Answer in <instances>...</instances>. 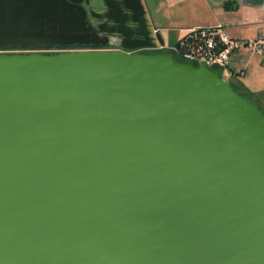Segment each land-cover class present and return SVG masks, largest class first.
I'll return each mask as SVG.
<instances>
[{"label": "water", "instance_id": "water-1", "mask_svg": "<svg viewBox=\"0 0 264 264\" xmlns=\"http://www.w3.org/2000/svg\"><path fill=\"white\" fill-rule=\"evenodd\" d=\"M99 39L80 0H0V51ZM0 264H264V113L170 53H0Z\"/></svg>", "mask_w": 264, "mask_h": 264}, {"label": "crops", "instance_id": "crops-1", "mask_svg": "<svg viewBox=\"0 0 264 264\" xmlns=\"http://www.w3.org/2000/svg\"><path fill=\"white\" fill-rule=\"evenodd\" d=\"M140 3L147 29L157 44L158 40L163 42L162 47L167 41L174 47L188 31L197 28L222 25L229 37L239 42L253 40L264 31V0H140ZM244 50L247 49L239 48L231 54L229 67L244 63L241 60ZM239 88L264 109L263 102L252 91Z\"/></svg>", "mask_w": 264, "mask_h": 264}, {"label": "flooded vegetation", "instance_id": "flooded-vegetation-1", "mask_svg": "<svg viewBox=\"0 0 264 264\" xmlns=\"http://www.w3.org/2000/svg\"><path fill=\"white\" fill-rule=\"evenodd\" d=\"M114 1L117 3V7L120 9L121 13H123V17L121 18L115 14V10L113 8L103 7L102 13H95L90 9L89 11L85 9L87 12L88 24L92 27V31L100 36L98 44H74L70 46L29 48L27 50H21L19 47H14L13 49H6L2 51L4 53H31L34 52V50L39 49H52L56 53H59L72 51H122L126 48L130 49L132 53L153 54L155 51L154 48L143 46L145 39L139 35V29L141 26L137 22L133 21V13L125 7V1ZM80 2L85 8L84 4L88 2V0H80Z\"/></svg>", "mask_w": 264, "mask_h": 264}, {"label": "built area", "instance_id": "built-area-1", "mask_svg": "<svg viewBox=\"0 0 264 264\" xmlns=\"http://www.w3.org/2000/svg\"><path fill=\"white\" fill-rule=\"evenodd\" d=\"M156 33L157 31H154V34ZM242 46H249L258 54L264 66V31L253 40L239 42L231 39L222 25L209 29H192L184 35L177 47H173V50L185 63L197 65L205 62L208 67L228 73L231 54ZM154 49L161 50L162 46L157 44ZM0 53L4 52L1 50Z\"/></svg>", "mask_w": 264, "mask_h": 264}, {"label": "rangeland", "instance_id": "rangeland-1", "mask_svg": "<svg viewBox=\"0 0 264 264\" xmlns=\"http://www.w3.org/2000/svg\"><path fill=\"white\" fill-rule=\"evenodd\" d=\"M85 9L89 11L92 10L95 13H102L103 12V1L102 0H88L85 4ZM164 47H162L161 50H156L154 53L158 52H163V53H170L172 54L177 60L181 61V59L175 54L173 47L168 45L170 43H166ZM240 49H247L243 51L242 58L241 60L244 61L242 65L236 66V68L229 67V70H232L231 72L229 71L228 73L222 71V70H217L213 68L218 75L224 79L225 81L229 82L233 89L242 97L248 99L251 101L254 105L258 107V105L254 102L252 97L249 94H246L247 92L245 89L252 91L255 95L257 100H261L263 103H261L264 106V66L261 63V57L254 53L249 46H242ZM34 52H39L43 54H50V53H56L52 49H45V50H34ZM7 53H14V52H7ZM153 53V54H154ZM246 65H249V68ZM243 70L244 74H243ZM242 73L240 74V72ZM233 72V73H232ZM238 84V85H237ZM244 88L243 92L240 88ZM249 91V92H250ZM256 100V99H255ZM259 108V107H258ZM264 113V109H260Z\"/></svg>", "mask_w": 264, "mask_h": 264}, {"label": "trees", "instance_id": "trees-1", "mask_svg": "<svg viewBox=\"0 0 264 264\" xmlns=\"http://www.w3.org/2000/svg\"><path fill=\"white\" fill-rule=\"evenodd\" d=\"M183 39V38H182ZM179 45V42L175 45L176 47ZM259 107V106H258ZM259 109H262L261 107H259ZM262 111V110H261Z\"/></svg>", "mask_w": 264, "mask_h": 264}]
</instances>
